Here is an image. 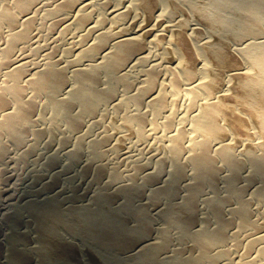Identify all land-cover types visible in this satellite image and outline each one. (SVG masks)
<instances>
[{
  "label": "bare ground",
  "instance_id": "bare-ground-1",
  "mask_svg": "<svg viewBox=\"0 0 264 264\" xmlns=\"http://www.w3.org/2000/svg\"><path fill=\"white\" fill-rule=\"evenodd\" d=\"M107 2L0 0V264H239L229 241L240 246L259 222L241 193L247 187L239 152L214 144L226 130L221 97L199 101L212 91L211 73L195 79L189 69H174L169 84L179 88L183 77L191 80L198 110L190 126L171 131L154 165L129 154L124 160L132 169L124 171L108 159L110 131L92 134L101 106L119 93L117 82L130 88L129 73L149 60L145 30L117 34L106 27L108 15L116 20L129 11L108 6L103 12ZM211 2L221 28L238 25L242 39L256 34L240 50L264 74V38L257 36L264 0ZM166 4L161 14H173ZM45 28L58 33L42 42ZM72 28L80 38L69 42L67 54H56ZM43 47L52 48L29 58L28 50ZM160 71L159 64L145 66L137 91L114 105L124 110L134 100L137 112L125 119L142 133L144 103L169 104L167 93L156 89ZM253 84L264 98V75ZM174 113L167 126L174 125ZM260 117L264 137V110ZM261 146L247 150L246 182L264 202ZM77 176L87 177L84 188ZM81 219L83 237L71 226ZM250 246L264 258V234H253Z\"/></svg>",
  "mask_w": 264,
  "mask_h": 264
},
{
  "label": "rangeland",
  "instance_id": "rangeland-1",
  "mask_svg": "<svg viewBox=\"0 0 264 264\" xmlns=\"http://www.w3.org/2000/svg\"><path fill=\"white\" fill-rule=\"evenodd\" d=\"M155 1L158 3V0H142L140 4L139 2L135 4L136 0H108L107 3L110 5L105 6V10L101 9L106 12L111 6L124 9L128 7V14L123 18L114 20L107 14L108 20L105 25L117 34H130L138 29L145 30L142 41L146 53L149 54V60L137 65V68L135 66L129 73V78L134 83L130 88L126 89L125 81L117 82L119 93L111 104L101 106L96 117L98 123L93 126L92 134L98 135V133L110 131L112 138L110 137L108 155H111L112 161L109 156L108 159L110 162H117L116 164L120 165L124 171L132 169L124 160V157L129 154L132 158L136 157L147 164L155 163L159 154L166 153L168 135L171 131L181 125L190 126L191 119L198 110L192 102L188 89V83H191V80L183 77L179 88H173L169 84L174 69H179L178 71L184 68L189 69L195 73V79L206 78L211 73L214 76L212 91L209 96L206 95L207 93L200 95L199 101L221 97V111L226 122H224L226 130L216 136L214 144H230L232 150L239 152L247 187L241 193L245 199L249 200L254 209L253 218L259 222L257 228L243 234L240 246L235 244L237 241L234 239L229 241L231 257L235 261H240L239 264H264V258L259 256V247L250 246L253 234H264V202L252 194L256 185L247 186L246 182L249 174L246 162L247 150L251 147L261 150V145L264 143V137L259 130L264 98L261 97L257 84H253L257 79H262L264 74L261 69L254 67L252 69L250 60L240 50V47L253 39L251 35L256 34L252 33L242 39L235 35L238 25L221 28L216 20L215 5L211 2L212 0H167V4L164 1V3L151 5ZM165 4L173 9V14H161ZM196 5L200 8H196ZM76 28L68 31L69 41H62L63 44L60 42L61 46L59 44L56 54H67V49L72 46L71 41L80 38V32H77ZM43 31L45 33H41L42 42L45 38L47 39V35L53 37L55 33H58L57 30L48 29L47 31V28ZM257 36L264 38V27ZM44 48L41 51L38 48L39 52L28 50L29 58H37L39 54L38 58H41L44 51L47 52L52 47L46 50ZM205 63L211 64L210 70ZM152 64H159L161 71L157 78L159 81L156 82L158 84L156 89L167 93L169 104L163 108L160 103L153 105L144 103L142 110L146 113L147 122L142 133L138 124H129L125 119L128 112H137L134 100H130L124 110H117L114 105L119 98L128 96L129 92L137 91V85H141L140 82L145 79L144 67ZM146 97H149V94ZM173 113L175 114L174 125L167 126ZM189 130L191 132V129ZM58 144L55 143V146ZM150 164H148L149 167L154 165ZM222 170L226 173L228 171L226 168ZM76 172L77 169L74 174ZM77 177L78 183H81V187L84 188L87 185V177H84L85 181L83 177ZM258 183L261 184L262 181ZM82 192L85 193L84 195L88 194L86 188L82 189ZM81 221L82 219L71 221V226L77 230L79 237H83L79 226L82 224Z\"/></svg>",
  "mask_w": 264,
  "mask_h": 264
}]
</instances>
